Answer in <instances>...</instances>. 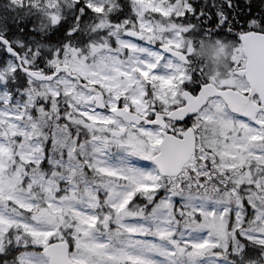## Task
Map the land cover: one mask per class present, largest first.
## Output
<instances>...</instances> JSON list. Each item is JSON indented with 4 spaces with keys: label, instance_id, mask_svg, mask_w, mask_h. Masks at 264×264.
<instances>
[{
    "label": "snow or ice",
    "instance_id": "1",
    "mask_svg": "<svg viewBox=\"0 0 264 264\" xmlns=\"http://www.w3.org/2000/svg\"><path fill=\"white\" fill-rule=\"evenodd\" d=\"M0 264H264V0H4Z\"/></svg>",
    "mask_w": 264,
    "mask_h": 264
},
{
    "label": "rangeland",
    "instance_id": "2",
    "mask_svg": "<svg viewBox=\"0 0 264 264\" xmlns=\"http://www.w3.org/2000/svg\"><path fill=\"white\" fill-rule=\"evenodd\" d=\"M197 52L201 53V55L208 59L210 63H214L218 56L217 45L211 41H205L203 49L198 47Z\"/></svg>",
    "mask_w": 264,
    "mask_h": 264
},
{
    "label": "trees",
    "instance_id": "3",
    "mask_svg": "<svg viewBox=\"0 0 264 264\" xmlns=\"http://www.w3.org/2000/svg\"><path fill=\"white\" fill-rule=\"evenodd\" d=\"M3 2H4V0H0V4H2ZM30 22H31V21H29V23H30ZM21 26H24V25H21ZM9 27H10V29H11L10 35H14V34H16V29H15V27L12 26V25H10ZM31 34H32V35L39 36L38 33H31ZM20 35H21V36H24L25 38H27V37L25 36V34H23V33H21Z\"/></svg>",
    "mask_w": 264,
    "mask_h": 264
}]
</instances>
